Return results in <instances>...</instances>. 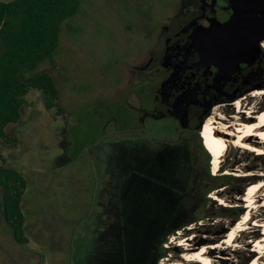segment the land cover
<instances>
[{
    "label": "rangeland",
    "instance_id": "1",
    "mask_svg": "<svg viewBox=\"0 0 264 264\" xmlns=\"http://www.w3.org/2000/svg\"><path fill=\"white\" fill-rule=\"evenodd\" d=\"M186 6V0H80L69 22L75 33L62 25L53 62L35 71L52 77L56 106L46 109L43 92L29 89L20 119L5 127L0 140L4 166L25 180L20 211L28 240L17 243L0 214V264H140L143 246L158 247L162 230L186 223L166 238L159 248L164 257L155 264H195L182 253L221 242L233 223L216 217L220 207L246 213L237 191L258 183L244 231L234 246L210 255L217 256L216 264H264V155L230 147L220 171L213 172L206 151L209 177L226 170L248 178L205 194L212 180L199 134L183 130L170 112L156 113L141 102L148 56L161 49L162 32L185 15ZM254 73L252 91L264 83V71ZM252 91L238 99L244 98L242 111L255 115L264 110V96L254 98ZM235 101L215 105L216 119L249 122L236 113ZM139 160L153 163L151 174H138ZM131 231L138 240L130 242ZM181 238L190 239L188 246H178Z\"/></svg>",
    "mask_w": 264,
    "mask_h": 264
},
{
    "label": "flooded vegetation",
    "instance_id": "2",
    "mask_svg": "<svg viewBox=\"0 0 264 264\" xmlns=\"http://www.w3.org/2000/svg\"><path fill=\"white\" fill-rule=\"evenodd\" d=\"M186 2L185 15L170 23L161 34V49L148 56L144 67L147 74H142L141 102L144 107L149 103L156 113L170 112L177 117L183 130L198 137L203 120L215 105L233 102L242 91L253 90L250 88L256 78L254 70L264 60V38L257 43L259 52L253 49L259 35L257 24L264 14V0H242L243 7H237L233 0ZM235 9L240 12V30L246 39L243 43L245 59L239 68L231 65L227 69H215L205 59L201 46L209 35L211 24H225ZM152 164L139 160L137 169L132 170L145 177L151 174Z\"/></svg>",
    "mask_w": 264,
    "mask_h": 264
},
{
    "label": "trees",
    "instance_id": "3",
    "mask_svg": "<svg viewBox=\"0 0 264 264\" xmlns=\"http://www.w3.org/2000/svg\"><path fill=\"white\" fill-rule=\"evenodd\" d=\"M79 5L80 0L0 1V140L6 136L5 127L20 119V109L25 104L23 97L29 89L43 92L46 109L56 106L57 92L52 77L46 72L35 71L39 65L53 62L59 47L62 25L68 33H75L74 27L69 22L78 14ZM257 70L264 71L261 66ZM262 80H264V74H262ZM256 89H264V83ZM245 92L242 91L236 97H240ZM199 146L206 156V176L212 180V185L208 187L205 194H209L219 186L229 185L231 179L236 178L243 183L248 178L229 174L209 177L208 154L200 140ZM4 164V159L0 155V214L10 228L13 239L17 243L27 244L20 211L21 198L26 188L25 180L17 171L6 168ZM243 186L246 187V185ZM243 193L244 187L237 191L238 195ZM243 213L239 207L221 206L216 217L230 219L234 224ZM193 219L192 222L201 220ZM186 226L188 223L162 230L165 232L157 243L158 247L155 244L152 248L148 245L143 246L145 260L140 264H155L157 259L163 258L164 254L159 251L160 246L169 235ZM132 239L138 240L137 233L134 231H131L130 242Z\"/></svg>",
    "mask_w": 264,
    "mask_h": 264
},
{
    "label": "bare ground",
    "instance_id": "4",
    "mask_svg": "<svg viewBox=\"0 0 264 264\" xmlns=\"http://www.w3.org/2000/svg\"><path fill=\"white\" fill-rule=\"evenodd\" d=\"M250 96L254 98H261L264 96V89L254 90L249 93ZM248 94V95H249ZM244 98H239L235 101L236 113H244L246 119L249 120L247 123L236 124L233 123H222L214 115H216V108H213L211 115L205 119L200 129V137L204 148L209 153L210 165L213 172H219L224 161V157L230 147L243 149L248 152L255 153L257 155H264V110L259 111L253 115L251 109L247 111H242L241 102ZM252 119V120H251ZM234 174L229 171L224 172V174ZM261 183L247 186L244 194L242 196V201L246 204L245 208L247 212L243 213L240 219H238L229 229L224 239L221 242L207 246L202 245L196 251H192L190 248H186V252L182 253V258L187 262H197L200 264H216L215 258L217 256H211V250L222 248L223 245L228 247L236 243V238L240 232L244 231V226L250 220V215L252 208L255 207L256 202L254 201V195L259 189ZM262 186V185H261ZM211 198L220 202V204L225 205L220 198L211 195ZM261 227V224H255ZM190 239L181 238L178 241V246H188ZM234 246V245H233ZM261 242L256 241V247H260ZM256 251V250H254ZM257 252V251H256ZM257 260L251 264H256Z\"/></svg>",
    "mask_w": 264,
    "mask_h": 264
},
{
    "label": "water",
    "instance_id": "5",
    "mask_svg": "<svg viewBox=\"0 0 264 264\" xmlns=\"http://www.w3.org/2000/svg\"><path fill=\"white\" fill-rule=\"evenodd\" d=\"M237 7H243L242 0H233ZM240 12L236 11L228 22L211 24L209 35L201 46L202 54L207 62L215 69H227L231 65L239 68L240 62L245 59L244 34L240 30ZM259 35L255 39L256 46L253 48L259 52L257 43L264 38V14L257 24ZM238 99V97L232 100Z\"/></svg>",
    "mask_w": 264,
    "mask_h": 264
}]
</instances>
